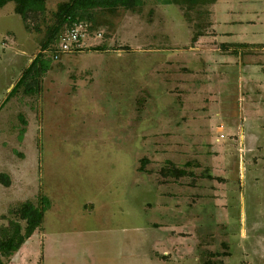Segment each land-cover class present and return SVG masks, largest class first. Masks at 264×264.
I'll list each match as a JSON object with an SVG mask.
<instances>
[{
	"label": "rangeland",
	"instance_id": "1",
	"mask_svg": "<svg viewBox=\"0 0 264 264\" xmlns=\"http://www.w3.org/2000/svg\"><path fill=\"white\" fill-rule=\"evenodd\" d=\"M62 1L0 8V227L50 202L5 263L264 264V0L96 8L6 100Z\"/></svg>",
	"mask_w": 264,
	"mask_h": 264
},
{
	"label": "trees",
	"instance_id": "2",
	"mask_svg": "<svg viewBox=\"0 0 264 264\" xmlns=\"http://www.w3.org/2000/svg\"><path fill=\"white\" fill-rule=\"evenodd\" d=\"M165 4H180L194 6L197 4L213 3L215 0H161ZM8 2L14 3V11L24 21L32 14H38L45 9L46 0H0V8ZM143 0H65L58 4L55 14V22L47 28L45 39L40 43V51L37 52L31 61L25 66L21 74L8 91V97L16 94L20 89L25 94H34L40 91L41 80L43 75L50 69L51 58L46 56L45 52L50 49L52 57L58 59L63 52L61 44L63 38L68 35L71 28L82 25L85 21H91L93 18L92 10L99 8L100 10L112 11L118 7L127 9H135L141 6ZM85 30V29H84ZM67 32V33H66ZM82 34L84 33L82 31ZM200 33L193 36V40H197ZM83 36V35H82ZM82 36L71 44L72 49L80 47ZM226 43H222L221 47H226ZM247 43H237L236 46H244ZM94 50H99L102 45L93 46ZM166 174L172 176L182 175L180 169H167ZM0 183L4 186L10 184L7 174L0 172ZM50 206L49 199L40 194L38 203L31 200L23 201L16 209L15 214L17 220H11L8 224L0 227V264H6L9 259L22 244L33 234L35 227L41 225L46 209ZM23 223H22V222Z\"/></svg>",
	"mask_w": 264,
	"mask_h": 264
},
{
	"label": "built area",
	"instance_id": "3",
	"mask_svg": "<svg viewBox=\"0 0 264 264\" xmlns=\"http://www.w3.org/2000/svg\"><path fill=\"white\" fill-rule=\"evenodd\" d=\"M82 35L81 25H77L71 28L68 32V35L62 40L61 50H68L69 48H71V44L77 41L78 37Z\"/></svg>",
	"mask_w": 264,
	"mask_h": 264
},
{
	"label": "crops",
	"instance_id": "4",
	"mask_svg": "<svg viewBox=\"0 0 264 264\" xmlns=\"http://www.w3.org/2000/svg\"><path fill=\"white\" fill-rule=\"evenodd\" d=\"M228 42V41H227Z\"/></svg>",
	"mask_w": 264,
	"mask_h": 264
}]
</instances>
